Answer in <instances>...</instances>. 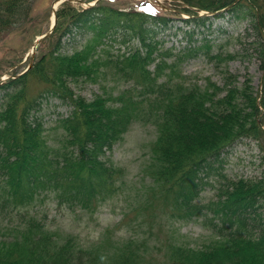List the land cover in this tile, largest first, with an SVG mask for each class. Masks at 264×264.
I'll return each instance as SVG.
<instances>
[{
    "label": "trees",
    "instance_id": "obj_1",
    "mask_svg": "<svg viewBox=\"0 0 264 264\" xmlns=\"http://www.w3.org/2000/svg\"><path fill=\"white\" fill-rule=\"evenodd\" d=\"M181 1L179 5L216 12L236 0ZM23 6L30 8L20 0L0 4V35L16 23ZM183 11L195 15L190 21L196 24L210 19L187 7ZM228 14L252 21L262 71L260 92L250 77L239 85L238 75L229 69L223 72L222 86L211 78L200 85L183 75L181 62L200 50L206 49L212 62L230 61L237 54H212L207 38L177 53L162 50L163 42L155 37L172 18L121 11L102 2L82 11L62 4L54 33L41 44L58 34L52 48L28 72L0 85V264H264L259 212L264 177L231 179L223 174L227 182L217 200L196 202L204 176L217 169L229 147L253 138L264 150V0H239ZM83 28L92 38L74 54H63L62 37ZM115 28L125 30L122 43L137 37L141 45L129 53H112L113 44L105 49V38ZM104 67L133 80V86L92 99L71 88V82L95 81ZM48 96L71 108L51 127L39 114ZM136 122L155 124L157 138L145 168L151 192L133 205L139 222L126 229L125 237L105 230L97 243L81 247L75 237L61 236L31 212L36 203L52 198L72 211L94 213L125 193L127 170L108 153ZM162 204L164 215L151 214L149 209ZM202 215L212 227L209 241L191 246L176 240L174 231L163 235L164 219Z\"/></svg>",
    "mask_w": 264,
    "mask_h": 264
},
{
    "label": "rangeland",
    "instance_id": "obj_2",
    "mask_svg": "<svg viewBox=\"0 0 264 264\" xmlns=\"http://www.w3.org/2000/svg\"><path fill=\"white\" fill-rule=\"evenodd\" d=\"M7 1L9 0H0V4ZM54 2L55 0H20L21 4H28L30 8L23 6L21 12L18 11L16 23L7 27L8 29L6 27L2 29L6 31L0 35V79L6 78L7 80L27 69L32 60L29 55L35 41L51 29ZM101 2L105 6L119 10L130 12L147 10L158 16L172 18L165 28L162 27L163 25L159 27L155 37L156 40L163 42L162 50L172 48L177 53L189 45H201L205 43L204 38H207L213 45L212 54L218 51L224 53L223 56L227 53L237 54V58L230 61L212 62L205 56L206 49H203L181 62L178 67L180 72L190 76V79L200 85H204L207 79L211 78L212 81L222 86L223 72L229 69L230 72L238 75L239 85L244 84L250 77L255 90L260 92L262 71L257 57L258 45L255 44L258 37L250 18H237L226 12L220 17L209 16L210 19L202 25L190 21L195 15L183 11L185 6L178 5L181 4V0H103ZM69 4L77 11L84 10V5L80 3L70 2ZM61 7L62 5H59L58 10ZM192 11L198 12L193 9ZM185 19L189 22L184 21ZM115 30L116 32H110L105 38L107 44L105 49L109 50L108 45L113 44L112 53L117 54L119 50L121 53H129L141 45L137 37L122 43L125 30L120 28H115ZM92 36V32L87 29H74V33L62 37V53L74 54L81 50ZM57 40L58 34H55L52 40L40 45L35 50V60L48 52ZM97 76L99 77L95 81L81 80L78 83L71 82L70 86L76 94L92 99L96 94L113 93L116 95L120 91L131 88L134 84L133 80L128 82L116 70L106 71L105 67L101 68ZM34 83L36 86L39 85L37 82ZM70 112L71 108L60 99L48 96L43 99L42 110L39 114L43 116L46 126L51 127L59 117L68 116ZM156 138L155 124L136 122L125 134L124 139L108 153L116 164L126 168L127 190L105 201L96 212L72 211L59 206L52 198L39 201L32 207L31 212L36 211L46 220L49 227L61 236L75 237L76 244H80L81 247L97 243L105 230H109L115 237H125L126 229L130 225L137 226L139 222L135 221L137 212L134 211L135 206L133 205L140 203L151 192V182L145 174V168L150 163L151 146ZM221 158V163L216 164L217 169L208 176H204V184L199 188V195L196 199L199 204L209 205L217 200L218 193L223 184L227 182L222 177L223 174L231 179L264 177V150H261L259 143L253 138L237 141L226 150ZM163 206V204L154 206L149 210L151 214L161 216L165 214L161 209ZM127 212H130L129 216L123 219ZM259 212L262 215L260 221L264 225V206L259 209ZM210 216L213 214L211 213ZM157 219L154 218L156 224H159ZM167 221V219L163 220V235H167L168 230L174 231L175 239L178 238L185 244L199 246L213 238L212 227L205 224L206 217L203 215L186 220L172 218L169 222ZM115 227H120L121 230L115 232L113 229Z\"/></svg>",
    "mask_w": 264,
    "mask_h": 264
},
{
    "label": "water",
    "instance_id": "obj_3",
    "mask_svg": "<svg viewBox=\"0 0 264 264\" xmlns=\"http://www.w3.org/2000/svg\"><path fill=\"white\" fill-rule=\"evenodd\" d=\"M66 1H69V2H78V3L84 4L85 5V8L91 9V8L95 7L101 0H95L94 2H91V3H86L84 0H55L54 5L57 4V3L59 5V4H61L63 2H66ZM232 6H233V4L230 5L229 7H226L225 9H222V10H220L218 12H215V13L206 12V13L202 14V16H204V15H211V14H218V13H221L223 11L228 10ZM53 11H54V22H53V25H52V27H51V29H50L49 32H47L44 35H42V36H40V37L37 38V40L35 41L34 46H33V52H32L33 55H34V51L37 49V47L39 46V44L42 41H44L45 39H47L54 32V29L56 27L57 20H58V17H57V7L54 6Z\"/></svg>",
    "mask_w": 264,
    "mask_h": 264
},
{
    "label": "bare ground",
    "instance_id": "obj_4",
    "mask_svg": "<svg viewBox=\"0 0 264 264\" xmlns=\"http://www.w3.org/2000/svg\"><path fill=\"white\" fill-rule=\"evenodd\" d=\"M236 1L238 2L239 0H236ZM55 7H58V3L55 4ZM52 22H54V18L52 19Z\"/></svg>",
    "mask_w": 264,
    "mask_h": 264
}]
</instances>
